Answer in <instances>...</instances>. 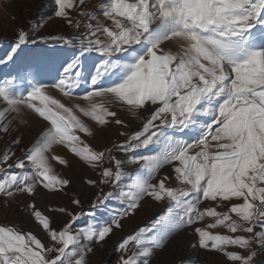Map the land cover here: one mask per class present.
I'll list each match as a JSON object with an SVG mask.
<instances>
[{"label": "snow or ice", "instance_id": "obj_1", "mask_svg": "<svg viewBox=\"0 0 264 264\" xmlns=\"http://www.w3.org/2000/svg\"><path fill=\"white\" fill-rule=\"evenodd\" d=\"M53 5L54 16L78 36L30 40L21 27L0 54V65L24 61L39 75L36 60L25 55L27 43L78 44L71 54L53 49L40 58L54 71L50 86L30 82L26 94H18L15 77L0 81V134L11 135L25 110L46 122L23 157H15L11 146L0 153V197L70 187L72 181L53 167L69 164L57 151L63 148L97 170V179L85 181L97 188L93 207L113 199L126 207L107 224L73 231L82 212L56 209L68 216L57 229L33 201L26 207L43 237L0 224V264H87L92 249L83 241L103 242L144 198L167 199L166 215L119 243V264H151L156 250L189 228L198 237L193 248L215 251L225 264H256V248L264 249V0H102L95 11L86 0ZM173 41L176 51L166 47ZM48 87L65 97L79 93L84 103L66 106ZM105 98L127 106L139 125L129 128ZM77 112L97 129L114 123L129 130L119 132L122 141L93 148L81 134L96 133ZM21 141L16 136L11 145ZM127 164L139 168L126 173ZM165 167L178 186H169L167 174L156 179ZM207 201L212 206L202 208ZM206 217L212 222L204 224ZM217 228L224 231H212ZM129 244L135 248L130 254Z\"/></svg>", "mask_w": 264, "mask_h": 264}, {"label": "rangeland", "instance_id": "obj_2", "mask_svg": "<svg viewBox=\"0 0 264 264\" xmlns=\"http://www.w3.org/2000/svg\"><path fill=\"white\" fill-rule=\"evenodd\" d=\"M43 1L47 4L45 11L41 10L39 6ZM101 3L102 0H86L88 9L93 11L98 9ZM53 7V0H0V54H3L9 45H12L17 39V33L21 27L30 33V40L36 39L38 36H69V38L73 35L78 36L79 32L77 29L67 25L63 19L54 16ZM73 47L78 48V44L64 45L63 43L53 41H37L36 44L27 43L24 46L25 55L26 57L30 54L36 55L34 59L39 67V75H35V68L25 67V62L21 61L11 67L0 65V81L15 77V88L18 94H26V89H28L30 82L39 81L50 86L54 83L51 79L54 71H50L46 65L40 63V58L53 49H67L69 54H71ZM166 47L176 51L179 46L173 41L169 42ZM77 55H79V52H77ZM98 55L97 53L92 54L93 58ZM47 92L54 98L61 100L66 106L74 104L83 105L84 103L79 99V93L74 97H65L59 90L51 87H48ZM105 104L109 107V110L116 111L118 117L129 128L139 125V119L131 114L127 106L109 98H105ZM77 114L80 115L81 119H85L94 129L96 133L94 137H88L84 134H81V137L86 143L96 149H100L105 145L111 146L113 142L118 143L122 141L124 137L120 136L119 132H127L129 130V128H122L114 123H110L106 128L100 130L97 129L95 122L91 121L90 118H85L78 112ZM137 115L143 117L145 113L139 112ZM45 125L46 122L38 119L30 110H25L13 123L11 135L0 134V153L11 146L12 151L15 152V157H23L25 150L32 147ZM16 136H20L22 141L19 145L13 146L11 145V141ZM57 151L69 160V164L61 166L56 163L53 165L54 170L58 175L72 181L70 187L64 191H49L39 187L34 196L17 195L11 200L0 197V224L15 225L18 229L24 231L31 230L43 237V234L40 233L39 228L33 222L30 215L31 210L26 207L27 204L33 201L42 213L50 217L52 227L57 229L67 222L68 216L59 213L56 209L66 207L73 212H82L79 221L73 226V231H77L85 226L91 227L93 225L107 224L115 214L123 211L126 207V202L120 199H113L104 207H93L97 188L86 184L85 181L87 179H97V170L79 161L74 155L68 154L63 148H58ZM116 155L125 161L131 159L130 155L126 156L123 153H116ZM138 168V164H127L125 172L131 173ZM165 174L170 177L169 186H178L174 179V173L169 167H165L156 179ZM152 182L155 183L156 181L153 180ZM105 190L108 189L106 188ZM73 198L80 199L81 204L79 207L72 204ZM168 204L167 199L156 201L144 198L141 206L135 213L123 217L121 219L122 226L118 229L114 228L113 232L103 242L83 241V244L92 249L91 252L87 253V264H119V257L121 255L118 249L119 243L139 228L151 227L155 220L162 219L166 215ZM205 206H212V203L210 201L202 202L201 207ZM219 210L222 211L224 209L221 208ZM211 222L212 220L206 217L203 223L208 224ZM212 231L223 232L224 229L217 228L212 229ZM197 240V234L191 228L173 234L164 249L155 251L151 264H225V259L215 251H206L199 247L193 248L192 244L196 243ZM128 247L129 254L135 251L132 244H129ZM256 252V264H264V249L257 247Z\"/></svg>", "mask_w": 264, "mask_h": 264}, {"label": "bare ground", "instance_id": "obj_3", "mask_svg": "<svg viewBox=\"0 0 264 264\" xmlns=\"http://www.w3.org/2000/svg\"><path fill=\"white\" fill-rule=\"evenodd\" d=\"M39 6H40L41 10L45 11L46 7H47V4L43 1Z\"/></svg>", "mask_w": 264, "mask_h": 264}, {"label": "trees", "instance_id": "obj_4", "mask_svg": "<svg viewBox=\"0 0 264 264\" xmlns=\"http://www.w3.org/2000/svg\"><path fill=\"white\" fill-rule=\"evenodd\" d=\"M35 56H36L35 54H30L27 56V58H35Z\"/></svg>", "mask_w": 264, "mask_h": 264}]
</instances>
